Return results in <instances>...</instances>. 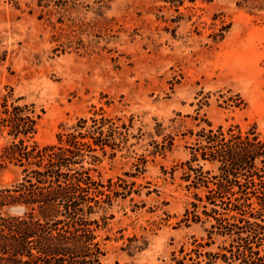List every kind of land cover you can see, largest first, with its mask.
Masks as SVG:
<instances>
[{
    "label": "rangeland",
    "instance_id": "1",
    "mask_svg": "<svg viewBox=\"0 0 264 264\" xmlns=\"http://www.w3.org/2000/svg\"><path fill=\"white\" fill-rule=\"evenodd\" d=\"M69 1L76 6L57 13L0 0V97L10 89L35 107L41 146L80 119L113 121L91 166L101 188L86 216L100 264H191L185 254L206 234L181 222L193 195H204L185 181L188 148L204 121L264 137V11L241 0ZM19 179L0 169V190Z\"/></svg>",
    "mask_w": 264,
    "mask_h": 264
},
{
    "label": "trees",
    "instance_id": "2",
    "mask_svg": "<svg viewBox=\"0 0 264 264\" xmlns=\"http://www.w3.org/2000/svg\"><path fill=\"white\" fill-rule=\"evenodd\" d=\"M241 1L250 10L264 11V0ZM69 4L76 6L69 0H37L38 8L57 13L67 12ZM57 23L63 25L61 19ZM21 101L10 89L0 97V138L5 141L0 169L20 172L19 180L0 190V264H100L102 253L97 245L91 248L86 216L101 188L91 166L99 162L95 154L108 147L114 123L104 117L80 119L56 134L54 144L41 146L34 140L40 115ZM204 123L207 129L197 132L188 148L185 173L188 188L204 189V195H193L181 222L204 227L206 241L194 240L185 257L191 264H199L192 253L196 259L206 257L207 264H264V137L253 127L243 132L238 125L214 129ZM206 164L215 170L204 172ZM11 208L21 214H9ZM214 238L222 239L219 252H198L214 245ZM174 260L183 264L185 259Z\"/></svg>",
    "mask_w": 264,
    "mask_h": 264
}]
</instances>
